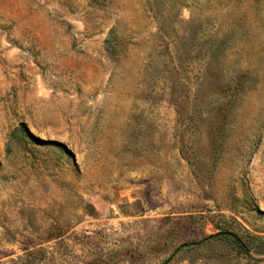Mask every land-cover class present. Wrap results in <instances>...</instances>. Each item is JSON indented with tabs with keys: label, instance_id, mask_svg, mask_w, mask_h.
<instances>
[{
	"label": "rangeland",
	"instance_id": "374dc122",
	"mask_svg": "<svg viewBox=\"0 0 264 264\" xmlns=\"http://www.w3.org/2000/svg\"><path fill=\"white\" fill-rule=\"evenodd\" d=\"M0 264H264V0H0Z\"/></svg>",
	"mask_w": 264,
	"mask_h": 264
},
{
	"label": "trees",
	"instance_id": "16d2710c",
	"mask_svg": "<svg viewBox=\"0 0 264 264\" xmlns=\"http://www.w3.org/2000/svg\"><path fill=\"white\" fill-rule=\"evenodd\" d=\"M223 233H217L216 235H213V236H211V237H217V236H220V235H222ZM210 237V238H211Z\"/></svg>",
	"mask_w": 264,
	"mask_h": 264
}]
</instances>
